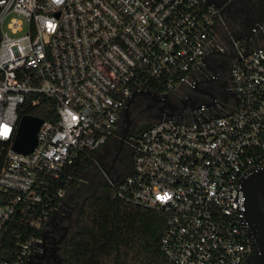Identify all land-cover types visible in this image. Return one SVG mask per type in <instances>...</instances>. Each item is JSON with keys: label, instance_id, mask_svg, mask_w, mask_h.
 I'll use <instances>...</instances> for the list:
<instances>
[{"label": "built area", "instance_id": "built-area-1", "mask_svg": "<svg viewBox=\"0 0 264 264\" xmlns=\"http://www.w3.org/2000/svg\"><path fill=\"white\" fill-rule=\"evenodd\" d=\"M253 30L246 52L206 0H0V141L10 144L0 190L15 193L0 204V232L19 205L44 202L50 180L84 151L118 135L126 109L177 96L190 118L147 125L131 138V172L108 181L120 198L165 212L162 250L174 264H243L241 180L264 168V24ZM231 48L236 103L194 106L182 87L193 89ZM43 98L55 118L43 120L31 153L15 152L23 106ZM67 192L58 190L54 212ZM51 215L42 210L32 223ZM42 240L30 238L15 258L0 255V264H27Z\"/></svg>", "mask_w": 264, "mask_h": 264}, {"label": "trees", "instance_id": "trees-1", "mask_svg": "<svg viewBox=\"0 0 264 264\" xmlns=\"http://www.w3.org/2000/svg\"><path fill=\"white\" fill-rule=\"evenodd\" d=\"M51 106V100L43 98L36 106L24 105L21 116L53 120ZM9 147V143L0 141V168L6 161ZM98 157L99 151H84L59 179L50 180L47 195L43 193L44 202L31 208L22 203L16 208L0 232L2 257L15 258L30 238L42 236L44 221L39 224L32 221H38L42 210H47L48 215L54 212L62 199L56 196L59 189L69 191L93 181L89 173ZM92 177L99 192L87 196L81 203L76 228L64 245L62 264H174L162 250L167 224L165 212L128 202L117 195V186L106 178ZM14 195V192L0 190V204L9 202Z\"/></svg>", "mask_w": 264, "mask_h": 264}, {"label": "flooded vegetation", "instance_id": "flooded-vegetation-1", "mask_svg": "<svg viewBox=\"0 0 264 264\" xmlns=\"http://www.w3.org/2000/svg\"><path fill=\"white\" fill-rule=\"evenodd\" d=\"M217 4L225 26L235 35L247 33L253 23L257 22L260 13H264V0H211ZM234 49L217 54L214 63L202 73L200 81L193 89L183 86L182 90L191 95L193 105L206 104L208 107L231 109L237 101L233 90L231 69L234 63ZM219 99L220 103L216 100ZM130 110L123 114L118 123V135L113 136L100 150L114 162L113 173L122 179L132 170L133 150L131 138L150 123L166 118L177 117L189 119L191 114L188 103L177 96L154 98L142 104V109L136 113ZM118 161V162H117ZM80 195L75 194L65 202L62 201L58 210L47 219L43 225L44 236L40 248L32 251L27 264H62L64 260V245L72 233L73 213L78 205ZM260 211L264 217V186L257 191ZM73 201V203H72ZM81 204V203H80ZM79 204V205H80ZM245 220V216H244ZM250 237L249 254L243 264H260L258 250L251 241L255 232L247 225ZM253 233V234H252ZM252 234V235H251ZM251 235V236H250Z\"/></svg>", "mask_w": 264, "mask_h": 264}, {"label": "water", "instance_id": "water-1", "mask_svg": "<svg viewBox=\"0 0 264 264\" xmlns=\"http://www.w3.org/2000/svg\"><path fill=\"white\" fill-rule=\"evenodd\" d=\"M206 1L208 4H213L218 7V5L213 3L211 0ZM262 24H264L263 12L259 14L257 22L253 23L252 27L248 30L247 33L236 35L239 38L245 39L246 52H248L253 42V29ZM128 112L129 110L126 109L125 113ZM42 123L43 119L40 117L23 115L19 122L18 131L16 133L12 149L18 153H31L37 145V134ZM241 185L244 194L245 220L250 228L255 229L254 234H251V241L258 250L260 264H264V217L260 211L257 199L258 188L260 186H264V168H257L246 173L245 176L242 177ZM43 236L44 229L42 228V237Z\"/></svg>", "mask_w": 264, "mask_h": 264}, {"label": "rangeland", "instance_id": "rangeland-1", "mask_svg": "<svg viewBox=\"0 0 264 264\" xmlns=\"http://www.w3.org/2000/svg\"><path fill=\"white\" fill-rule=\"evenodd\" d=\"M143 103L144 102H139V103L134 104L132 109H131V110L134 111L132 113H136L140 109H142V104ZM114 162L116 163V161H113V160L109 159V157H107L104 154V151H100L99 152V157H98V159L96 161V164L92 167V169H91V171L89 173V176L93 179V181H90L89 183H83V184H81V186L75 187V188L69 190L65 194L63 202L68 200L70 197L72 199L75 196V194L80 195V199H78V201H77L78 205L76 204L77 207L74 209V213H73L72 230H74L76 228V219H77V214H78V211H79V208H80V205H81L80 203H82L83 200L87 196L96 195L99 192L98 188H96L95 179L92 176H98L101 179L106 178L107 180H108V176L110 178H112L113 180L117 179L116 178V174L113 173V169L115 167L114 166ZM116 164H118V163H116ZM91 178H89V179H91ZM72 203H73V201H72Z\"/></svg>", "mask_w": 264, "mask_h": 264}, {"label": "crops", "instance_id": "crops-1", "mask_svg": "<svg viewBox=\"0 0 264 264\" xmlns=\"http://www.w3.org/2000/svg\"><path fill=\"white\" fill-rule=\"evenodd\" d=\"M99 151V150H98Z\"/></svg>", "mask_w": 264, "mask_h": 264}]
</instances>
